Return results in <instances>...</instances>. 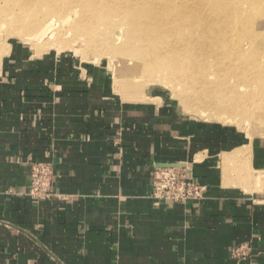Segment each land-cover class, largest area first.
Instances as JSON below:
<instances>
[{
    "label": "crops",
    "instance_id": "crops-1",
    "mask_svg": "<svg viewBox=\"0 0 264 264\" xmlns=\"http://www.w3.org/2000/svg\"><path fill=\"white\" fill-rule=\"evenodd\" d=\"M99 75L24 46L1 58L0 264H264V145ZM35 162L53 167L47 200L27 194ZM184 165L203 198L152 199L154 168Z\"/></svg>",
    "mask_w": 264,
    "mask_h": 264
},
{
    "label": "bare ground",
    "instance_id": "bare-ground-1",
    "mask_svg": "<svg viewBox=\"0 0 264 264\" xmlns=\"http://www.w3.org/2000/svg\"><path fill=\"white\" fill-rule=\"evenodd\" d=\"M50 5L59 8L55 11L59 21L69 12L75 16L70 25L77 33L74 40H84L85 47L121 64L119 82L129 75L135 84V78L141 77L170 87L173 93L176 85L202 96L216 89L219 98L232 101L230 111L204 109V105L199 114L226 121L264 116V69L257 70L256 63L236 64L247 54L241 48L247 42L254 44L259 35L253 21L255 16L263 17L264 0H0V28L17 36L30 35L41 25L34 24V16L45 15L41 11H50ZM45 45H36L37 50L44 51Z\"/></svg>",
    "mask_w": 264,
    "mask_h": 264
},
{
    "label": "rangeland",
    "instance_id": "rangeland-1",
    "mask_svg": "<svg viewBox=\"0 0 264 264\" xmlns=\"http://www.w3.org/2000/svg\"><path fill=\"white\" fill-rule=\"evenodd\" d=\"M50 6V11L42 9L43 11H41V14L42 12H44L45 15L42 14L41 16H39L38 14H36L34 16V24L36 22L40 23L41 25L40 27H38L39 29L37 28L38 30L30 35L17 36V34H10L9 32H7L6 27L0 28V60L8 50L10 51L13 46H24L25 48L29 49L31 54L37 56L49 54L68 55L77 63L86 64L87 66H90L94 71L100 72L101 75L99 76L101 80L105 82V85L111 88L114 94H116V96L124 102L147 101L153 104H166L167 106L173 108L175 113H177L180 117L187 118L190 121L202 123L206 126L219 128L221 131H228L232 136L235 137L234 140H236L237 142H242L244 144L255 143L264 145V116L259 120L255 118L247 119V117L239 116L237 118L228 119L226 121L225 119L215 118L212 114H199V112H201L200 109H202L204 105L208 106V108L207 106H205L204 109L219 110L218 108H220L222 109L221 111L229 110L228 107L231 106L232 101L224 97H220L224 99L221 100L219 98L221 93L216 92V89H214V91H209L210 93H208L207 91L206 96H202L203 94L201 95L199 92L197 95H194V93L192 94V90L181 88L179 86H177L178 88H176L175 85V89L178 90H176V93H173L170 87H164L157 81L147 83L145 80H143V78L141 79V77L135 78L137 82L133 84L134 78L129 75L123 78V80L121 81L123 83L122 84L116 77L117 70L120 68L121 64L117 63L115 59L113 60L112 58H109L110 56H108L104 52L85 47L84 45H87V43L84 40H82V42L74 40V37L76 36L75 34L77 33L73 31L70 25L74 20L72 18H74L75 16L73 17V15H70L69 12L67 14L68 16L66 15L63 19L64 21H59L55 17V11L59 10V8L55 9V5ZM33 20H30L29 22L33 23ZM26 27H28V25ZM253 30L255 31V33L259 34L256 41H254L255 43L253 44L251 42L249 44L247 42V44H245V46L241 48L243 51H245V53H247L245 55L248 57L245 56L239 58V61L237 59L236 64L243 62V66L249 67V63H256V66H258L256 67V69L262 70L264 69V53L262 52L264 51V15L263 17H254ZM62 32L64 33L62 34ZM60 36H62L63 39ZM58 39L63 40L64 42H59L60 40ZM55 41L57 44L55 43ZM33 44H36L37 46L40 44H47L48 46L45 45L44 47H47V49L45 48L46 50L44 49V51H40L37 50V46ZM54 44L55 46H52ZM250 50L254 56L256 54V56L254 57L255 59L253 58ZM257 51L259 53H257ZM247 59L250 62H248ZM258 61L259 64L257 63ZM161 77L160 78L166 82L164 76ZM243 80V78L240 79V82ZM185 90H188L189 93H187L188 91L186 92ZM235 91L239 94L241 93V90L239 91V89ZM227 95L230 96V93H227ZM195 96L198 98H196ZM214 101L216 102V104L214 103ZM233 111L235 112L237 110Z\"/></svg>",
    "mask_w": 264,
    "mask_h": 264
},
{
    "label": "built area",
    "instance_id": "built-area-1",
    "mask_svg": "<svg viewBox=\"0 0 264 264\" xmlns=\"http://www.w3.org/2000/svg\"><path fill=\"white\" fill-rule=\"evenodd\" d=\"M53 167L50 163L31 164L27 194L35 200H47L53 195ZM204 188L196 184L191 168L184 166L155 167L151 181V198L168 204L190 205L203 198ZM238 255L240 250L233 254Z\"/></svg>",
    "mask_w": 264,
    "mask_h": 264
}]
</instances>
